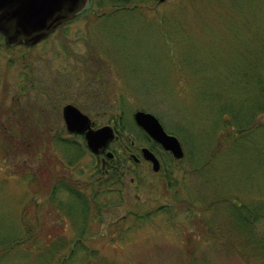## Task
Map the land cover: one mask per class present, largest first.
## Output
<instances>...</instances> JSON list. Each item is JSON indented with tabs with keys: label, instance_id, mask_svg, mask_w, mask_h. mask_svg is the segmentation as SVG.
Returning <instances> with one entry per match:
<instances>
[{
	"label": "rangeland",
	"instance_id": "1",
	"mask_svg": "<svg viewBox=\"0 0 264 264\" xmlns=\"http://www.w3.org/2000/svg\"><path fill=\"white\" fill-rule=\"evenodd\" d=\"M67 104L120 132L122 183L99 179ZM262 109L264 0H93L33 47L0 34V264H250L264 245Z\"/></svg>",
	"mask_w": 264,
	"mask_h": 264
},
{
	"label": "water",
	"instance_id": "2",
	"mask_svg": "<svg viewBox=\"0 0 264 264\" xmlns=\"http://www.w3.org/2000/svg\"><path fill=\"white\" fill-rule=\"evenodd\" d=\"M163 4L167 0H155ZM93 0H0V34L4 45L13 47L23 44L33 47L47 39L59 27L72 22L87 13ZM62 118L66 131L71 135L84 136L88 150L94 155H102L116 139L115 129L103 126L94 129L89 116L72 104L62 108ZM137 126L146 135L169 152L176 160L185 156L179 139L168 134L160 121L151 113L137 111L134 114ZM142 157L152 164V170L159 173L161 163L148 148H142ZM107 156L113 158L112 152ZM135 162L138 157L133 155Z\"/></svg>",
	"mask_w": 264,
	"mask_h": 264
},
{
	"label": "trees",
	"instance_id": "3",
	"mask_svg": "<svg viewBox=\"0 0 264 264\" xmlns=\"http://www.w3.org/2000/svg\"><path fill=\"white\" fill-rule=\"evenodd\" d=\"M124 2H127V1H124ZM263 114H264V109H262V111H261ZM117 128V127H116ZM118 130V129H117ZM50 132H51V130H50ZM241 133V132H240ZM121 139V134H120V132L118 131V133H117V137H116V140H120ZM115 140V141H116ZM6 141H8V142H10V145L11 146H16V142H14V141H12L11 139L10 140H8V139H6ZM18 142V144L20 143L21 145H26V142H25V139H23L22 141H17ZM71 145V144H70ZM18 146V145H17ZM70 147V151L72 150V149H74L73 148V146L71 147V146H69ZM114 154H115V160H116V156L118 157V159H121L122 158V152H121V149L119 148L118 150H115V152H114ZM115 160H111L110 162H109V167H108V170L110 171V173L108 174V175H111L112 173H113V179H120V180H118V183H122V171H121V168L119 169V170H116V169H114V167L113 166H117L116 164H114V162H115ZM116 174V175H115ZM108 175H106L105 173H104V170L101 168V170H100V172L98 173V176H99V179H101V178H104V177H107ZM117 177V178H116ZM92 202L94 201V198H96V196L95 195H93L92 197ZM87 202V201H86ZM91 204V203H90ZM87 207V206H86ZM90 211V213L92 212L91 210H89ZM245 223L248 225L249 224V221L246 219L245 220ZM232 232H234V231H232ZM246 236H243V238H245ZM248 240H249V236H248ZM243 242H244V244H248V241H246V240H242ZM252 243V242H251ZM263 243H264V241H263ZM258 244H260L261 246H262V248H261V250L259 251V253L258 252H256V257L254 258V260L253 261H250V264H253V263H255V261H256V263L255 264H258V262H259V259H261L262 258V256H264V252H262V250L264 251V245H262V242H259V243H257L256 242V245H254V247L255 246H258ZM78 245H80V242H78L77 243V246ZM249 245V244H248ZM262 252V253H261ZM74 256V255H73ZM73 256H71V258L70 259H72V257ZM88 258H91L92 260H93V258H95V257H93V255H91V254H88Z\"/></svg>",
	"mask_w": 264,
	"mask_h": 264
},
{
	"label": "flooded vegetation",
	"instance_id": "4",
	"mask_svg": "<svg viewBox=\"0 0 264 264\" xmlns=\"http://www.w3.org/2000/svg\"><path fill=\"white\" fill-rule=\"evenodd\" d=\"M65 25V24H64ZM63 25V26H64ZM62 26V27H63ZM19 45H21V46H24L23 44H19ZM93 127H94V125H93ZM94 129H97V128H95L94 127ZM78 136H82V135H78ZM83 138H84V136H82ZM152 142H154L153 140H152ZM153 144H155L156 146H160L159 144H157L156 142H154ZM111 145H112V143H111ZM110 145V146H111ZM160 148H162L161 146H160ZM129 149H131V148H129ZM163 149V148H162ZM141 150H142V148L140 149V153H141ZM152 151V150H151ZM108 152H111L110 151V147L108 148V150L106 151V152H104V154H102V155H95V156H97V157H99V159H100V163H101V167H102V169L104 170V173L106 174V175H108L109 173H110V171L108 170V165H109V162L111 161V160H115V154L113 153V155H114V157L113 158H109L108 156H107V153ZM153 152V151H152ZM166 152V151H165ZM154 153V152H153ZM168 154H170L171 156H172V154L171 153H169V152H167ZM155 154V153H154ZM134 154H131V159L133 160V158H132V156H133ZM141 155H142V153H141ZM156 155V154H155ZM157 157V156H156ZM173 157V156H172ZM158 158V157H157ZM174 158V157H173ZM139 159V161H137V162H135L134 160V162L136 163V164H141V162H142V160L140 159V158H138ZM159 159V158H158ZM175 159V158H174ZM145 161V160H144ZM159 161H160V159H159ZM148 165H151L152 166V164L150 163V162H147V161H145ZM114 167V169H116V170H119V168L117 167V166H113Z\"/></svg>",
	"mask_w": 264,
	"mask_h": 264
}]
</instances>
